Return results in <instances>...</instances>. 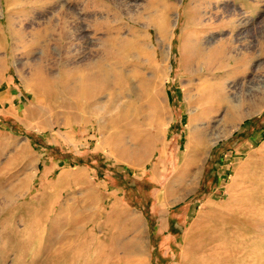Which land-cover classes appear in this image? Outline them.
<instances>
[{
  "label": "rangeland",
  "instance_id": "obj_1",
  "mask_svg": "<svg viewBox=\"0 0 264 264\" xmlns=\"http://www.w3.org/2000/svg\"><path fill=\"white\" fill-rule=\"evenodd\" d=\"M139 263L264 264V0H0V264Z\"/></svg>",
  "mask_w": 264,
  "mask_h": 264
},
{
  "label": "bare ground",
  "instance_id": "obj_2",
  "mask_svg": "<svg viewBox=\"0 0 264 264\" xmlns=\"http://www.w3.org/2000/svg\"><path fill=\"white\" fill-rule=\"evenodd\" d=\"M59 17H60V19L63 20V22H62L63 24L61 23V24L57 25L56 27L60 31V35H61L60 39L63 42L64 40H62V39H66V37H68L67 32H66V30H68V28H66V27H68L67 24L69 22L67 21V19L65 18L63 13H61ZM161 28H159L160 29L159 33L162 31ZM162 36H163V31H162ZM44 37H46V38L44 39L43 45H42L43 52H44V50L46 51L50 47L49 43H51V42H49V41L53 40L52 38L49 37V35L47 36L46 33H45ZM162 40H163V38H162ZM56 43L57 42H55V44ZM27 47L30 48V46H27ZM50 49H51V47H50ZM226 49H228V46L227 47L226 46H220L217 50H212L208 53L202 52V50L199 51L198 53H196L197 63L199 64L198 65L199 68L197 69L196 74H200V72H201L200 75H201V77H203L202 88L197 89V96L195 97V99H190V97H189V99L191 100L189 103L197 104L198 109H201L203 112H205V110L207 108H209V106H208L209 104H211V103L214 104L215 101L222 98L221 97V89H220L221 87H218L219 84H221L219 82V80L222 77H225L231 73V70L227 69V67H229V65H230L231 55L229 54V52ZM187 54H189V53H187ZM187 56H190V55H187ZM193 56H195V55H193ZM188 61L189 60H187V62ZM187 65L189 66V63H187ZM217 77L219 80L216 79ZM99 89H100V77H99V75L86 73L83 75L82 78L79 79L78 85L75 86L74 91H77L78 94L81 93L85 96H88L90 94H95L97 91H99ZM213 107H214V105H213ZM213 107H211V108H213ZM229 110L231 111L232 109H229ZM230 117H231V115H230ZM201 118H202V115H198L193 120L195 122V121H199ZM194 126H196V124H194ZM194 128H196V127H194ZM197 147H198L197 144H195V145L189 144L187 146V150H188L187 153H189L188 155L191 156L193 153L197 152V150H198ZM187 163H190V162L188 161ZM187 168L188 167H186V169ZM141 244H142L141 237H138V236H137L136 240L130 241V249L132 250L131 252L134 255L141 253V247H142Z\"/></svg>",
  "mask_w": 264,
  "mask_h": 264
}]
</instances>
